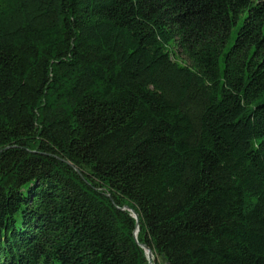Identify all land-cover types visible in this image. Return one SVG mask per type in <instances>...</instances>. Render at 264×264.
<instances>
[{"label": "trees", "instance_id": "obj_1", "mask_svg": "<svg viewBox=\"0 0 264 264\" xmlns=\"http://www.w3.org/2000/svg\"><path fill=\"white\" fill-rule=\"evenodd\" d=\"M142 246L264 264V0H0V264Z\"/></svg>", "mask_w": 264, "mask_h": 264}, {"label": "water", "instance_id": "obj_2", "mask_svg": "<svg viewBox=\"0 0 264 264\" xmlns=\"http://www.w3.org/2000/svg\"><path fill=\"white\" fill-rule=\"evenodd\" d=\"M125 211H129V212H131V214H132V216H133V218L134 219H136L137 220V222H138V225H137V230H136V232H135V238L137 239V236H138V233H139V215L136 213V212H134V211H131L129 208H125L124 209ZM142 248L145 250V252H146V254H147V258H148V260H149V263L150 264H153V253H152V251L147 247V246H142Z\"/></svg>", "mask_w": 264, "mask_h": 264}, {"label": "rangeland", "instance_id": "obj_3", "mask_svg": "<svg viewBox=\"0 0 264 264\" xmlns=\"http://www.w3.org/2000/svg\"><path fill=\"white\" fill-rule=\"evenodd\" d=\"M234 38H236V33H234Z\"/></svg>", "mask_w": 264, "mask_h": 264}]
</instances>
